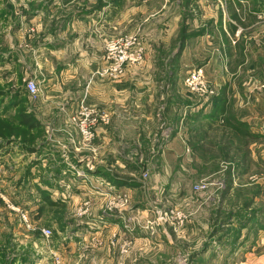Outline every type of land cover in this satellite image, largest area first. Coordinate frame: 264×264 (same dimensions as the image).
Wrapping results in <instances>:
<instances>
[{"label": "crops", "instance_id": "crops-1", "mask_svg": "<svg viewBox=\"0 0 264 264\" xmlns=\"http://www.w3.org/2000/svg\"><path fill=\"white\" fill-rule=\"evenodd\" d=\"M28 1L41 7L33 9L25 17L28 25H32L25 36L22 28H11L15 30L12 31L11 41L6 42L5 47L10 49L7 53H1L0 50V65L19 69L25 65L26 60L30 70L25 73L20 70L15 74L16 79L26 77L35 80L38 86L41 85V88L49 93L45 98L41 96L40 100L52 103L46 111H36L37 106L27 108L28 113L33 114L40 122L44 136L37 143L34 152H28L20 143L0 148V176L7 181H16V192L28 197L19 201V205L28 206L27 210L36 213L38 225L32 223V229L36 230L33 234L37 238L41 237L42 228L52 231L54 229L53 240L60 237L59 233L62 236L70 233L65 242L66 251L62 256L66 264H112L121 256L119 248L113 250L115 246L109 243L111 236L108 233H120L121 228L124 230L126 217L115 213L103 215L104 205L109 193L125 191L133 198L134 192L138 190V184H120L119 181L127 180L116 176L114 168L127 166L136 159L142 161L141 155L134 157L116 149L123 150L124 137L121 133L128 130L127 126L134 123L137 127L133 131L138 132L140 136L144 130L141 128V122L139 121V124L131 117L137 114L145 117L148 110L146 108L151 106L155 109V105L160 104L161 97L132 89L133 84L140 80L135 78V74L144 62L140 67H129L120 80L107 81L109 79L102 77L101 70L106 64L105 44L109 39L117 37L108 32V28L114 25V20L109 16L112 15L109 8H114L112 1L95 7L93 11H77L76 7L70 6L72 0ZM261 2L262 6L259 4ZM217 9L218 17L210 19L209 28H203L193 38H205L204 52L207 47H218L217 53L216 50L213 53L207 51V54L199 59L201 62L198 64L205 69L206 76L213 82L214 85L211 86L215 88L216 95L209 99L199 96L201 106L198 107H203L204 113L218 110L217 115L221 117V121L211 123V120L205 118L196 124L190 118L196 111L195 103L189 101L180 108L181 113L174 122L172 121L177 124L179 122L180 127L175 126L169 130L173 135L164 145L168 147L175 144L185 148L186 132L195 131L201 128L200 126L203 128L204 125L210 129L217 125L222 128L221 137L227 141L223 143V140L219 139L215 144L226 149H238L235 159L238 158L237 162L240 164L245 161L252 165L264 164V88L261 87L264 84V21L260 17L264 14V0H229L226 9L228 16L219 6ZM11 11V16L16 17L15 12L18 11L15 6ZM5 22L0 23L1 28ZM24 44L27 47L25 57L24 49L19 48ZM165 100L167 101V98ZM54 103L59 104L58 107L54 106ZM84 104L94 107L106 105L107 111L112 115L109 125L97 129L94 140L97 154L91 159L82 157V142L73 136V132H76V136L80 135V132L72 118ZM18 107L9 111L10 115H14ZM3 111L0 109V114ZM161 111V106L157 111L149 110L147 119L149 116L158 119L162 115ZM227 116H234L240 122L235 126L242 125L238 126V129L227 128L224 132L221 123ZM41 117L49 120L46 122ZM163 125L164 123L159 125V132L162 131ZM134 142L135 147L137 144L141 146L140 137H136ZM246 148L248 151L245 155L246 151L242 149ZM14 155H21L22 158L16 161L17 156ZM152 156L154 157L155 153ZM239 175L243 181L239 188H233L232 193L238 192L236 201L238 208L242 206L241 211L233 212L230 214L231 218L221 220L217 231L220 233L217 247L210 242L203 247L201 253L195 254L203 258L215 253L214 260L219 264H264V182L261 187L251 191L253 186L246 185L245 172H240ZM231 195L234 196V193L228 194L227 197ZM85 201H90L91 215L94 217L92 221L97 230L95 229L96 235H90L86 241L91 247L79 252L78 246L84 244L83 240L87 238L84 237L85 226L80 227L75 219L68 218L67 213L72 209L76 212ZM240 201H243V205H239ZM226 202L227 198L224 205ZM129 210V217L133 211H144L142 205L133 206ZM134 218H130L131 227L135 225ZM71 224H74V227H71ZM190 230L191 233L194 232L193 228ZM164 238L167 241V238ZM132 241L137 246L161 243L159 239L151 241L140 235L132 236ZM11 248L12 242L8 236L0 241V249H4L0 252H4L6 263L24 264L30 259L26 251L11 257L8 252ZM69 249L73 252H68ZM38 264L48 263L43 257Z\"/></svg>", "mask_w": 264, "mask_h": 264}, {"label": "rangeland", "instance_id": "rangeland-1", "mask_svg": "<svg viewBox=\"0 0 264 264\" xmlns=\"http://www.w3.org/2000/svg\"><path fill=\"white\" fill-rule=\"evenodd\" d=\"M111 1L114 8H109V13H112L109 16L114 20V25L108 28L110 35L136 34L146 47L145 58L142 61V63L144 62L143 66H141L142 63L136 66H141L138 73L135 74V78L140 80L133 84L132 89L135 91L143 90L148 94L154 93V95L161 97L160 104L155 105V109L151 106L146 108L148 109L147 113L149 110L157 111L160 106L162 108V115L158 117L160 120L151 116L147 119V113L145 117L138 114L131 117L132 120L141 122V128L144 130L141 131L140 136L138 132L133 131L137 127L134 123L127 126V131L121 133L124 137L123 150L117 148L116 151L129 153L134 157L141 155L142 161L136 159L127 166L114 168L116 176L128 182H136L138 190L134 192L133 198L125 191L118 192L124 194V196L126 195L129 199L128 204L122 210L116 208L110 210L106 204L111 201L115 193H109L110 195L104 205L103 215L115 213L120 217H126L125 231L121 228L120 233L115 232L112 234L111 231L108 233L111 236L109 243L115 246L112 247L113 250L119 248L121 256V258H118L119 253L116 254L115 257L118 259L113 261L112 264H219L214 260L216 258L215 253L205 255L203 258L197 257L199 255L195 253H201L203 247L210 242L217 247L218 239H220L218 237L220 233L217 231L221 225V220L227 219L233 212L241 211L242 206L238 208L236 201L238 192L233 191L234 196L227 197L228 194H233V188L240 187L239 185L243 180H240L239 173L245 172L247 175L244 179L247 181L246 185L253 186L251 190L253 191L259 186L261 187L264 182V164L252 165L245 161L238 166V158L235 159V153L238 150L236 148H227L225 154H221V148L214 147V145L219 139L223 140V143H226L227 140L221 137L223 131L217 125L211 129L204 125L203 128L200 126L199 130L186 132L184 137L187 145L185 148L175 144L165 147L164 144L173 135V132L171 133L169 130L175 126L180 127L179 122V125L177 122L173 123L177 115L181 113L180 108H183L189 101H194L196 111L201 109L198 107L200 104L197 105L199 102L201 103L200 97L190 92L184 82L190 70L202 67L198 64L201 62L199 59L207 54V51L213 53L216 50L215 53H217L218 47H207V51L204 52L203 47L206 43L203 42L205 41L203 39L205 38L202 36L193 38V36L200 33L203 28L206 30L209 28L208 22L210 19L218 17V6L226 14L229 0H72L73 3L70 6L76 7L77 11L78 9L93 11L95 7H100ZM14 6L18 11V13L15 12L16 17L11 16V10ZM38 7L41 6L31 4L28 0H9L8 3L0 0V23L6 21L5 25L2 26L3 28L0 27L1 53H7L10 49V47H5L6 42L11 41L12 31L15 30L11 28L16 26L22 28L24 36L27 31L29 32L32 25H28L25 17L33 9H39ZM10 16L12 17L11 22H9ZM52 25L54 26L53 23ZM185 36L187 39L184 42V49L177 56L178 49L182 46V40ZM19 48L24 49L23 54L25 57L27 54L26 45H20ZM26 62L25 60V65L19 69H14L10 65H0V90L3 93L9 95L26 89L29 79L25 77L17 80L15 77V74L19 73L20 70L21 73L28 71L29 68ZM204 72L206 75V71ZM102 77L109 79L104 75ZM206 78L208 84L214 85L207 76ZM107 81L116 80L109 79ZM263 86L264 84L261 87L264 88ZM39 89L36 96L28 94L24 106L26 108L37 106L36 111H46L50 109L52 102H42L40 97L45 98L49 93H46L41 85ZM8 95L3 94L4 103H14L16 99L11 98V96L7 98ZM0 99L2 100V98ZM53 105L58 107L59 104L54 103ZM95 108L109 113L112 118L106 105H98ZM131 108L133 109L132 106ZM41 119L46 122L49 120L45 117H41ZM161 123H164V127L159 132ZM205 132L208 134L207 139H201ZM73 136L81 140L80 135L76 136V132H73ZM136 137H140L141 146L137 144L135 147L134 139ZM199 139L201 140L199 141ZM40 141L41 139H38L36 143ZM189 141L193 142V146L196 143L198 146L197 141H199L200 147L198 149L193 148L189 145L191 144ZM95 142L92 143L91 149L82 144V147H84V151L81 153L82 157L91 159L97 154ZM128 142H130L129 145ZM211 146L213 147L210 148ZM242 150L245 152L247 148ZM153 153H155L154 157L152 156ZM21 158V155L15 157L16 161ZM15 182L7 181L6 178L0 176V200H3L0 203V241L7 238V236L11 239L13 248L8 250L11 257L18 256L25 251L28 252L30 261L28 260L24 264H38L43 257L48 264H53L55 255L63 259L62 256L66 251L64 249L65 242L69 239L70 233L67 232L64 236L59 233L60 237L53 240L52 236L54 235L46 238L43 234L44 228H42L40 233L43 236L37 238L33 234V231L36 230L32 229L34 227L32 223L35 225L37 223V215L27 210L28 206L19 205V201H23L28 197L23 193L18 194L16 192L18 188L14 186ZM70 184L71 187L74 186L72 180ZM202 184H208V187L197 190L196 187ZM226 198L228 202L224 205ZM238 203L240 205L243 201ZM11 205L18 207L26 214V219L20 212L13 210ZM138 205H142L144 211L139 213L133 211L129 217V209L133 206L139 207ZM31 206L34 207L33 204ZM90 207V201H85L77 208L76 212L72 209L68 210L67 213L68 218L75 219L80 227L85 226L84 237L87 238L83 240L84 244L78 246L80 248L79 252L90 248L91 246L86 241L90 235H96L95 229L97 226L93 225L92 219L94 217L91 215ZM128 210L129 213L126 215ZM174 210H179L185 214L182 225L176 223L171 216H165L167 213L170 215ZM133 216L135 217L133 219L135 225L133 224L131 227L130 218ZM193 224L196 226L194 227ZM70 226L74 227V224ZM191 228L194 230L193 233H191ZM136 235L145 236L151 241L159 239L161 243L160 245L147 243L145 246L142 244L144 247L137 246L132 241V236ZM164 237L167 238V241ZM123 244H125L124 250H122ZM68 252L72 253L73 251L69 249ZM33 257H39L40 259L33 260ZM1 260L3 261V258H0Z\"/></svg>", "mask_w": 264, "mask_h": 264}, {"label": "built area", "instance_id": "built-area-1", "mask_svg": "<svg viewBox=\"0 0 264 264\" xmlns=\"http://www.w3.org/2000/svg\"><path fill=\"white\" fill-rule=\"evenodd\" d=\"M261 19L264 21V14ZM146 48L141 41L140 37L136 34L120 35L109 39L105 44V66L101 70V74L111 80H120L124 77L129 67H136L142 63L145 58ZM185 86L187 89L200 96L209 99L216 95V90L213 86L208 84L205 72L202 67L192 69L188 72L185 79ZM264 87V86H263ZM26 89L31 96H36L39 93V86L35 80L29 79L27 81ZM73 123L77 126L82 144L88 149H91V145L96 138L97 129L100 126L109 125L111 123V117L109 113L105 111H99L97 108L82 105L77 114L72 118ZM208 187V184L198 185L197 190H202ZM3 200H0V203ZM129 199L122 193H115L113 198L107 206L110 210H122L128 204ZM11 208L26 219L24 214L18 207L11 205ZM87 211V210H86ZM118 214V213H117ZM165 216H171L173 220L179 225H182L185 219V214L179 210L167 213ZM43 234L46 238H50L53 235L51 229H43ZM115 245V243H114ZM125 249V244L122 245V250ZM53 264H66L60 256L55 255Z\"/></svg>", "mask_w": 264, "mask_h": 264}, {"label": "trees", "instance_id": "trees-1", "mask_svg": "<svg viewBox=\"0 0 264 264\" xmlns=\"http://www.w3.org/2000/svg\"><path fill=\"white\" fill-rule=\"evenodd\" d=\"M261 6L263 5V2L259 3ZM187 37L185 36L182 40V46L178 49L177 56L180 55V53L184 49V42ZM3 94L6 96L8 93H3L2 90H0V98H2L0 102V109L4 110L2 114H0V148L8 147L11 144L20 143V146H22L24 149H26L28 152H34L36 150V141L38 139H42L44 136V132L40 129V122L35 118V116L31 113H28L26 106H24V103L26 101L27 95L29 94L27 89H24V91H17L14 93H10L7 98L11 96V98L14 96L16 101L14 103H4L3 101ZM13 97V98H14ZM214 97V96H213ZM4 105H3V103ZM200 104V105H199ZM197 105L201 106V103L199 102ZM16 113L14 115H10L9 111L13 110V108L17 107ZM203 108V107H202ZM199 109L195 111V113L190 117L196 124L202 122L203 119H209L211 120V123H218L221 121V117L217 115L218 110L213 109L210 113H204L203 109ZM214 108V107H213ZM236 118L234 116H227L222 121L221 125L224 129V132L227 128H236L238 126H241L242 124H239L238 126H235L236 124L240 123L239 121H235ZM199 121V122H198ZM199 130V129H196ZM208 134L205 132L203 134V138L201 136V139L207 138ZM199 139V141L201 140ZM198 142L194 144L193 142H190V146H192L195 149H198L200 147V144ZM211 146L210 148H212ZM214 147L221 148L220 152L221 154H225V147L218 146L217 144L214 145ZM209 148V149H210ZM248 151V149H247ZM247 151L244 153L246 155ZM219 152V153H220ZM238 163V162H237ZM241 164L238 163V166ZM122 185H137L136 182L131 181H119ZM48 199V197H46ZM230 217V215H229ZM231 218V217H230ZM229 218V219H230ZM0 251H4V249H0ZM0 255L3 258V261H0V264H5V255L4 252H0Z\"/></svg>", "mask_w": 264, "mask_h": 264}]
</instances>
